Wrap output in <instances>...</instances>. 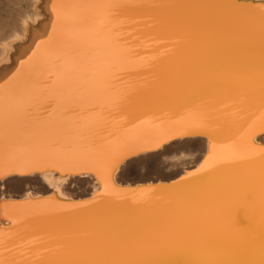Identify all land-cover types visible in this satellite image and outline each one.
<instances>
[{
  "label": "bare ground",
  "instance_id": "bare-ground-1",
  "mask_svg": "<svg viewBox=\"0 0 264 264\" xmlns=\"http://www.w3.org/2000/svg\"><path fill=\"white\" fill-rule=\"evenodd\" d=\"M261 149L264 0H0V264L258 259Z\"/></svg>",
  "mask_w": 264,
  "mask_h": 264
},
{
  "label": "snow or ice",
  "instance_id": "snow-or-ice-1",
  "mask_svg": "<svg viewBox=\"0 0 264 264\" xmlns=\"http://www.w3.org/2000/svg\"><path fill=\"white\" fill-rule=\"evenodd\" d=\"M264 152V149H261ZM248 199H253L252 194H249ZM261 203H262V217H264V180H262L261 185ZM244 208L242 206H237L233 208L234 212L243 211ZM249 256L256 255L255 249H248L246 252ZM259 258L258 259H247L243 261H197L194 264H264V243L261 244L259 249Z\"/></svg>",
  "mask_w": 264,
  "mask_h": 264
}]
</instances>
